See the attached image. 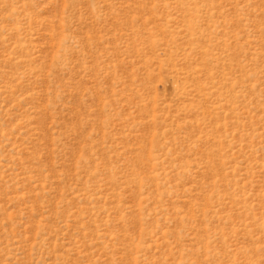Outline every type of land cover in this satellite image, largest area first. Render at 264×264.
<instances>
[{"label":"rangeland","instance_id":"1","mask_svg":"<svg viewBox=\"0 0 264 264\" xmlns=\"http://www.w3.org/2000/svg\"><path fill=\"white\" fill-rule=\"evenodd\" d=\"M0 264H264V0H0Z\"/></svg>","mask_w":264,"mask_h":264}]
</instances>
